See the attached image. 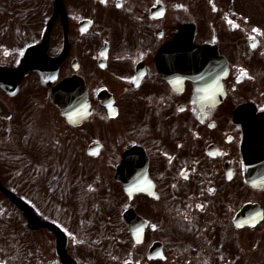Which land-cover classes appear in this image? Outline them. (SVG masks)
Instances as JSON below:
<instances>
[{
    "label": "flooded vegetation",
    "instance_id": "obj_1",
    "mask_svg": "<svg viewBox=\"0 0 264 264\" xmlns=\"http://www.w3.org/2000/svg\"><path fill=\"white\" fill-rule=\"evenodd\" d=\"M196 45L225 67L217 103L168 53ZM65 78L76 124L50 97ZM244 105L264 116V0H0V182L22 203L0 190V264H264Z\"/></svg>",
    "mask_w": 264,
    "mask_h": 264
},
{
    "label": "water",
    "instance_id": "obj_2",
    "mask_svg": "<svg viewBox=\"0 0 264 264\" xmlns=\"http://www.w3.org/2000/svg\"><path fill=\"white\" fill-rule=\"evenodd\" d=\"M194 51L196 58L195 60H190V62H194L191 67L192 70L195 71L197 85L200 84L202 88L203 86L208 85L214 78L211 74L212 70L216 68V66L213 65L215 63L214 55L212 54L210 48L206 46L196 47ZM213 83H216L213 86L218 88V82L213 81ZM62 84L58 86V96H55L53 93L55 97L54 102L62 110V114L65 115L69 110H71L70 103H72L73 112L78 110L81 111V106L78 105L79 101L76 99H73L72 101L66 100V96L70 92H72V94L81 93L80 85L74 83L71 84L70 82H67V84L64 85ZM240 109L243 111L245 107ZM247 121L248 119H246V122H243L246 131L244 157L249 165L250 171H255L257 173L264 172V126L259 127L257 124L252 125L247 123Z\"/></svg>",
    "mask_w": 264,
    "mask_h": 264
},
{
    "label": "rangeland",
    "instance_id": "obj_3",
    "mask_svg": "<svg viewBox=\"0 0 264 264\" xmlns=\"http://www.w3.org/2000/svg\"><path fill=\"white\" fill-rule=\"evenodd\" d=\"M2 227L5 228L6 223H2ZM8 232L10 237L4 236L1 241L7 244L9 251L13 256L21 255L26 249V246L22 244L21 234L17 236V229L13 224L9 226ZM167 264H172V262L169 261Z\"/></svg>",
    "mask_w": 264,
    "mask_h": 264
}]
</instances>
